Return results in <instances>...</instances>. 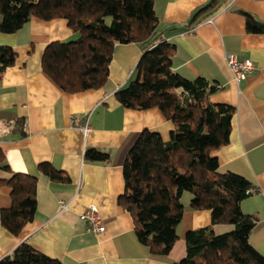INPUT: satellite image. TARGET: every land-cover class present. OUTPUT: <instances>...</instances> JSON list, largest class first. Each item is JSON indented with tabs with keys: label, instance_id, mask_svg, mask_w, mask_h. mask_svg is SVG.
Listing matches in <instances>:
<instances>
[{
	"label": "crops",
	"instance_id": "0c3cea01",
	"mask_svg": "<svg viewBox=\"0 0 264 264\" xmlns=\"http://www.w3.org/2000/svg\"><path fill=\"white\" fill-rule=\"evenodd\" d=\"M209 1L153 0V9L165 38L175 44L173 68L189 78L204 76L219 86L209 99L235 107L229 140L213 155L219 171L241 174L256 186L241 199L240 208L254 215L249 240L264 255V32L246 30L241 13L264 22V0H217L213 12L202 11L199 16H206L190 23L193 13ZM72 36L64 18L35 15L14 32L0 31V44L16 52L13 64L0 74V209L11 203L3 178L12 171L37 176L33 217L17 234L0 222V258L24 241L64 264H177L185 254L186 230L209 225L210 210L191 208L185 191L177 239L167 254H151L138 240L130 212L118 202L124 189L123 162L139 132L150 128L167 139L173 127L157 106L127 107L115 96L135 77L142 47L116 43L105 84L68 92L45 73L41 54L48 42ZM227 53L252 59L253 71L235 81ZM74 113L85 117V134L71 122ZM87 147L105 150L108 159H84ZM42 162L67 179L50 178ZM89 204L102 218L99 232L87 229L79 217ZM214 228L221 232L229 227Z\"/></svg>",
	"mask_w": 264,
	"mask_h": 264
},
{
	"label": "trees",
	"instance_id": "16d2710c",
	"mask_svg": "<svg viewBox=\"0 0 264 264\" xmlns=\"http://www.w3.org/2000/svg\"><path fill=\"white\" fill-rule=\"evenodd\" d=\"M216 3L210 0L196 10L190 23L206 16H199L202 11L213 12ZM241 13L246 30L264 32V22ZM32 15L62 17L72 30V37L48 42L41 54L45 73L68 92L105 84L116 43L142 47L135 77L115 96L127 107L157 106L173 127L167 139L154 129L139 132L123 162L118 202L130 212L136 236L149 252L167 254L171 249L184 210L181 197L188 191L189 206L209 209L211 223L186 230L185 254L177 264H264V255L249 240L255 217L240 208L241 199L256 186L241 174L219 171L213 155L229 140L235 107L211 101L209 95L219 86L204 76L189 78L173 68L175 44L165 38L153 0H0V31L14 32ZM15 57L11 45L0 44V74ZM83 157L106 161L108 153L87 147ZM40 167L50 178L67 179L48 163ZM2 181L10 187L11 203L0 209V222L17 234L33 217L37 176L12 171ZM216 224L229 228L217 232ZM0 264L64 263L22 241Z\"/></svg>",
	"mask_w": 264,
	"mask_h": 264
},
{
	"label": "built area",
	"instance_id": "2783aa9c",
	"mask_svg": "<svg viewBox=\"0 0 264 264\" xmlns=\"http://www.w3.org/2000/svg\"><path fill=\"white\" fill-rule=\"evenodd\" d=\"M225 61L232 72V77L235 81L245 78L247 74L252 72L254 69L252 59L240 58L234 53H227L225 55ZM71 122L81 129L83 134H85L89 129V125L85 117L81 114L74 113L71 116ZM59 202L61 208L65 207V203L62 200ZM79 217L87 222V229L93 232L103 230V221L95 205L89 204L84 211L79 213Z\"/></svg>",
	"mask_w": 264,
	"mask_h": 264
}]
</instances>
